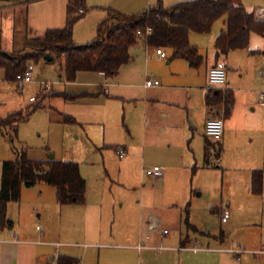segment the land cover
<instances>
[{
  "label": "rangeland",
  "instance_id": "374dc122",
  "mask_svg": "<svg viewBox=\"0 0 264 264\" xmlns=\"http://www.w3.org/2000/svg\"><path fill=\"white\" fill-rule=\"evenodd\" d=\"M92 1L103 0H87L86 4L91 5ZM177 1L185 0L174 2ZM234 2L245 6L250 12L264 7V0ZM135 4L136 0H107L98 7L88 6L89 11L75 26V41L84 44L96 38L98 27L94 21H90L92 14L104 15L109 7L132 14L126 11ZM224 20L226 16L218 19L209 33H192V38L199 44L202 41L200 51L203 54H206V50L211 52L214 49L215 38L212 35L223 27ZM111 24L108 23L109 26ZM198 37L203 39L198 40ZM250 40V49L260 47L262 52L255 67L260 65L264 69V37L254 33ZM19 49L24 50V45ZM165 50L170 55L171 49ZM49 56L53 60L45 56L39 62L29 63L34 66L33 80L24 86L17 81L7 80L6 70L0 68V117L6 118L22 109L26 111L27 106L34 105L29 100L31 96H37L38 100V96H44L46 92L50 94L69 83L59 77L63 73L64 56L57 52ZM199 70L195 77L197 83L203 79V67ZM250 73H253V69ZM42 82L53 84V89L42 90ZM48 95L43 101L46 108L36 109L28 120L14 127H0V184L3 162L16 159L22 151L32 160L54 158L78 161L82 176L87 181V193L92 205L99 204L92 208L97 217L91 229L85 228L84 223L80 222L81 215L68 214L66 210L69 207L57 204L55 189L44 182L30 189L23 188L20 203L13 201L11 205L14 217L25 210L32 215L37 209L35 214H41L44 209L43 222L53 225L63 215V233L56 241L78 243L79 247L72 249L77 251L75 255L79 254L84 264H264V254L256 253L264 247V222L222 223L221 214L217 212L218 206L227 208V201L232 202V208L245 204V195L241 190L242 171L238 167L242 158L251 151L246 150L243 142L234 140L225 144L221 159L213 154L207 156L204 127L200 133L196 129L192 132L188 125L165 131L158 124L163 118L156 116L155 121L146 124L140 107L113 98H106L96 105L99 115L105 119V125L94 123L82 126L79 123L60 122L59 113L51 108L56 107L58 99L50 100ZM68 104L73 106V103ZM169 108L175 109L174 114L177 115L181 110L184 114L186 112L185 109ZM184 119L182 116L176 122ZM123 146H126L128 155L121 158L117 148ZM162 156L170 157L172 168V174L165 182L161 180L162 177L158 180L143 173L144 168L160 163ZM183 156L188 159H183ZM194 166L197 167L195 173L192 170ZM102 197L103 211H100ZM188 200L191 201L193 223L202 231L221 235L224 240L221 243L207 235L196 236L198 239L194 237L190 246L196 244L201 248L236 249L238 254L203 249L211 253L204 255L200 253L204 251L200 250L189 252L169 248L179 242L181 235L178 227L181 225L184 231L185 226L182 222H169L167 208L173 215L177 211L171 209L173 204H178L176 207L184 210ZM154 215L160 216L162 222L153 228L148 220ZM48 216L50 219H47ZM39 223L42 225V222ZM164 229L170 233L162 235ZM148 236L151 240L147 239ZM139 244L156 248L137 250L130 247Z\"/></svg>",
  "mask_w": 264,
  "mask_h": 264
},
{
  "label": "crops",
  "instance_id": "0c3cea01",
  "mask_svg": "<svg viewBox=\"0 0 264 264\" xmlns=\"http://www.w3.org/2000/svg\"><path fill=\"white\" fill-rule=\"evenodd\" d=\"M174 1L176 0H163V4L169 6L175 3ZM106 2L107 0H103L102 2L94 1L91 5L88 3L87 7H98ZM157 3L158 0H136V4L130 9H127L126 12H131L132 14L135 12L139 13ZM67 5L68 0H0V49L17 53L30 52L31 49L26 46L28 39L43 38L48 29L63 28L66 25ZM108 9L120 12L112 7ZM92 15L93 17L90 21H94L97 28L100 22L108 17V11L104 15L98 13ZM225 28L226 20L223 21V27H220L218 31L213 33V38L216 40ZM192 33L190 34V41L198 47L199 53L202 56V62L198 67L191 66L185 59L172 58V50L170 55L166 52L167 57L162 58L157 54V49L148 46L146 41L140 38L130 48L131 60L123 65L114 76L109 77L101 72H79L76 81L61 85L59 90H54L64 91L70 94L86 92L96 95H89L74 101L50 96V94H45V96H50V100L58 99V102L55 103L56 107L51 106V108H55L56 113H59L58 121L62 122V114H66L74 117L77 120L76 123L82 126L94 123L106 124L104 117L99 115V110L96 108L97 103L106 100V98L121 99L131 105H137L141 108V115L144 116L146 124L155 121L156 116L163 118L158 124L165 131L167 129L174 130L175 127L188 125L192 132L196 129L200 133L202 127L205 130V125L209 119L223 118L225 131L222 140L215 141L205 134L206 137L210 138V141L205 139V148L207 144L211 148L209 156L212 154L218 156L220 148H222L223 155L225 144H230L234 140L243 142L242 144L247 146L246 150L251 152L242 158L241 166L238 167L242 171L240 179L242 181L241 190L245 195V204H239L232 208V202L227 201L226 206L228 209L218 206L217 212L221 214L222 223H224L222 221V214L225 211L230 213L229 220L225 223L264 222V100L260 99V94L264 91V69L260 65H256L257 67H255V64H259L262 52L260 51V47L258 49H250L249 43L246 49H237L230 51L226 55L218 56L214 40V49H211V52L206 50V54H203L200 51L202 41L199 44L194 37L192 38ZM260 36L264 37L263 35ZM202 37H198V40H202ZM78 44L81 43L78 42ZM22 45L25 47L24 50L19 49ZM162 49L165 50L166 48ZM50 60H53V57ZM218 60H223L226 64L227 81L223 86H211L208 79L209 69ZM201 67H203V79L201 83H197L195 77L200 73L199 69ZM251 69H253L252 74L250 73ZM59 77L64 78L63 73H60ZM154 79L159 80L160 84L147 86V81ZM210 89L233 91L234 100L228 116H225L224 104L215 106H209L207 104L206 95ZM68 103H73V106H68ZM142 103L144 106H142ZM43 105L46 108L45 103ZM169 107L179 108V110L185 109L186 112L184 114L181 110L180 114L177 115L174 114L176 110ZM182 116L185 119L176 122ZM256 140H258L257 143ZM142 147H145V140ZM119 149L126 152L124 156H120L121 158L128 155L126 146L120 147ZM185 157L187 156H183V159ZM221 158L222 156L219 159ZM153 166H160L163 169L162 178L155 179L159 180L161 178L165 182L172 174L170 157L168 156H162L160 163H155ZM196 168V166L192 167L194 173L197 172L194 170ZM254 171H261L263 174V192L260 195H256L251 191L252 174ZM27 188L30 189L32 187ZM185 194H187V190ZM102 202L103 197L99 206L100 211H103ZM56 203L59 204L57 200ZM11 205L12 202L9 203L7 211V216L11 224L0 230V264H57V258L60 255L74 258L80 256L79 254L75 255L77 251L72 249L78 246V243H62L56 241V238H60L63 233L62 229L65 223L63 221V215L59 222H53L52 225L51 222H43L45 221L42 218L44 209L41 214L37 213L38 215L35 214L37 211L35 209L32 215L25 210L24 213L21 211L17 217H14L12 215ZM96 205L99 204L92 205V201L86 190V201L84 204L60 206L69 207L66 210L68 214H80V222L84 223L83 226L85 228L91 229L92 222L97 217L95 209H92ZM176 206L178 204L174 203L171 209H177L179 211H175L173 215L170 213V209L167 208L169 222H182L185 230H182L181 225L180 228L178 227L181 235L179 242L169 247L170 249L175 251L187 250L189 252L192 250H200L204 251L200 252L204 255L211 253L203 249L238 254L236 249L201 248L196 244L190 246L193 243L194 237L198 239L196 236L207 235L210 238L219 240L221 243L224 240L221 238V235H212L210 232L202 231L198 225L193 223L195 221L190 216L191 201H187L184 210ZM77 209H80V211ZM47 219H50V216ZM39 222H42V225ZM144 222L147 221L144 220ZM148 222L154 228L162 222V219H160V216L154 215ZM166 231L168 230H162V235L170 233L169 231L166 233ZM147 239L151 240V237L148 236ZM130 247L137 250L156 248L142 244L137 246L130 245ZM79 259V264H84L82 258L79 257ZM181 262H183V258H181Z\"/></svg>",
  "mask_w": 264,
  "mask_h": 264
},
{
  "label": "trees",
  "instance_id": "16d2710c",
  "mask_svg": "<svg viewBox=\"0 0 264 264\" xmlns=\"http://www.w3.org/2000/svg\"><path fill=\"white\" fill-rule=\"evenodd\" d=\"M89 11L86 0H68L66 25L63 28L48 29L43 38L28 39L26 46L30 52H8L0 49V68L6 70V79L17 81L25 74L30 62H39L46 55L57 52L64 56L63 75L66 82H74L79 72H101L114 76L120 68L131 60L130 48L143 38L147 45L155 49L172 50V58H182L193 67H198L202 56L196 45L190 41V34L208 33L214 23L226 16V28L215 40L217 55H226L230 51L246 49L251 33L264 36V20L258 19L234 0H185L165 6L163 0L139 13L124 14L107 9L108 17L98 25L97 36L90 42L78 44L74 40L76 24ZM113 21V22H112ZM112 24L109 26L108 23ZM151 29L150 33H147ZM143 33L142 36L138 32ZM89 95L86 92L67 93L52 91L50 96L74 101ZM45 95L39 97L34 105L0 117V127H14L29 119L36 109L44 108ZM234 93L230 90L210 89L206 95L209 106L224 104L225 116L231 111ZM65 123L77 120L62 114ZM207 141L210 138L206 137ZM208 143V142H207ZM218 143V142H217ZM207 156L211 152L206 145ZM222 156V148L218 157ZM47 183L55 189L56 200L60 205L79 204L86 201L87 184L81 174L80 165L75 161L56 159L32 160L25 151L19 152L16 159L3 162L0 186V230L11 224L7 216L10 202H19L25 187L38 183ZM251 191L256 195L263 192V174L254 171ZM189 227H191L189 225ZM80 259L60 255L57 264H79Z\"/></svg>",
  "mask_w": 264,
  "mask_h": 264
},
{
  "label": "built area",
  "instance_id": "2783aa9c",
  "mask_svg": "<svg viewBox=\"0 0 264 264\" xmlns=\"http://www.w3.org/2000/svg\"><path fill=\"white\" fill-rule=\"evenodd\" d=\"M254 12L258 19L264 20V7L258 8ZM150 32L151 29H148L147 33ZM138 35L142 36L143 33L139 31ZM156 52L162 58L167 57L166 51L162 48H158ZM33 70H34L33 64H29L25 74L17 77V82H19L20 86H24L25 83L31 82L33 80V75H32ZM208 79H209V84L211 86L225 85L227 81V68L223 60H218L209 69ZM159 84H160L159 80L154 79L147 81V86H154ZM52 85L53 84H49V83H45V84L43 82L41 83L42 90H46V91L52 90L53 89ZM45 94H49V93L46 92ZM260 99L264 100V91L261 92ZM30 100L31 102H35L37 100V96L31 97ZM224 131H225V123H224V119L221 117L209 119L205 125V134L215 141L222 140L224 136ZM117 153L119 154V156H124L126 152L122 149L117 148ZM143 173L149 177L159 178L163 174V169L160 166H153L150 168H144ZM229 217H230V213L225 211L222 214V221L224 223L227 222L229 220ZM167 232L168 231H166V233ZM258 253H264V248Z\"/></svg>",
  "mask_w": 264,
  "mask_h": 264
},
{
  "label": "water",
  "instance_id": "95a60500",
  "mask_svg": "<svg viewBox=\"0 0 264 264\" xmlns=\"http://www.w3.org/2000/svg\"><path fill=\"white\" fill-rule=\"evenodd\" d=\"M46 58H48L49 60L51 59V57L49 55H46Z\"/></svg>",
  "mask_w": 264,
  "mask_h": 264
}]
</instances>
